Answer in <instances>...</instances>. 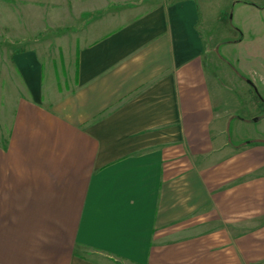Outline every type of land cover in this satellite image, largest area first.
<instances>
[{
  "label": "crops",
  "instance_id": "obj_1",
  "mask_svg": "<svg viewBox=\"0 0 264 264\" xmlns=\"http://www.w3.org/2000/svg\"><path fill=\"white\" fill-rule=\"evenodd\" d=\"M203 1L72 0L73 43L12 55L0 264H264V139L229 138Z\"/></svg>",
  "mask_w": 264,
  "mask_h": 264
},
{
  "label": "rangeland",
  "instance_id": "obj_2",
  "mask_svg": "<svg viewBox=\"0 0 264 264\" xmlns=\"http://www.w3.org/2000/svg\"><path fill=\"white\" fill-rule=\"evenodd\" d=\"M78 12L72 0H0V108L18 89L12 55L28 48L56 55L61 40L73 43ZM202 12L214 96L243 118L231 121L229 138L264 139V0H204Z\"/></svg>",
  "mask_w": 264,
  "mask_h": 264
}]
</instances>
